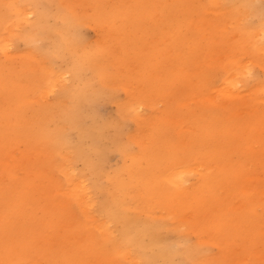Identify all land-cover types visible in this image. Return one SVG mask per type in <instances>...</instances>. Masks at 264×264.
Segmentation results:
<instances>
[{
	"label": "bare ground",
	"instance_id": "bare-ground-1",
	"mask_svg": "<svg viewBox=\"0 0 264 264\" xmlns=\"http://www.w3.org/2000/svg\"><path fill=\"white\" fill-rule=\"evenodd\" d=\"M210 2L213 5L227 2L230 6L237 3L236 0H210ZM241 2L239 6L231 9L234 18L239 16L237 18L239 21L244 19V22H248L246 15L243 18L240 15L246 13L254 17L261 16L262 8L255 0ZM50 3L53 6L54 0H23V5L17 7L22 20L28 21L31 26L29 32L22 34L24 41L31 52L37 48L35 46L37 41L49 43V48H45L48 49V53L50 49V58L64 59L74 80L79 81L84 88L89 87L86 73L91 71L101 81L93 94L97 96L105 94L107 80L112 74L107 69L100 70V66H96L91 60L94 58L91 54L79 51L83 42L80 24L84 20L83 16L77 13L76 6L68 5L66 1L56 8V12L51 11ZM3 10L4 14L0 15V26L10 15L8 7H4ZM35 13L36 18L31 22V16ZM109 15L103 8L95 13L92 20L102 27L107 21L114 22L109 24V29L116 33L120 30L116 21L119 17L115 14V18H111ZM51 16L61 20L62 24L59 28L48 25L47 20ZM124 16L133 17L130 30L134 32L140 25L139 17L133 12H126ZM262 28L261 31L264 32V26ZM104 29V33L109 31L106 27ZM246 29L244 31L250 35L251 33ZM9 32L12 33L11 27ZM98 36L99 48H107L112 42L106 34ZM9 41L5 37L0 42V51L8 59L0 60V94L5 99L0 100V179L2 176L10 179L5 187L3 180H0V202H4V205L0 204V264H34L29 256L25 259L19 252L27 246L21 239L17 238L18 243L16 242L13 248L8 250H11L10 253H5V249L10 247L6 245L5 235L16 228V222H33L32 217L39 208V197L42 194H45L48 200L51 199V203L57 208L59 205L55 206V202L60 199L61 210L65 212H69L67 207L70 205L63 200L68 198L67 200L74 203L84 216H88L90 209L86 199L88 189L81 186L79 180H70L65 173L70 181L68 190L56 182L55 177H51L46 172L49 167L52 168L51 153L47 158L40 160L42 168H35L37 171L34 175L28 173V178L26 176L23 182H19L14 177L17 175L12 167L14 164L12 160L15 159L14 148L17 142L24 139L31 149L33 140L42 141V144L48 141L53 145L70 146L67 131L71 125L76 127L80 124L78 118L80 104L87 96L86 90L81 88L80 84H78L80 89L75 90V93L65 90L64 93L73 98L74 104L63 112V121H61L63 124L50 132L43 111H35L28 116L25 98L14 88L16 84H13V69L9 62L12 57L9 54L12 44ZM187 45L186 42V47ZM229 48L233 55L225 64L223 86L216 89L221 95L231 99L217 107L222 111L213 107L217 103L211 93L201 98L200 88L189 93L182 103L183 106L188 102L196 104V113L190 112V116L196 117L195 121L199 126L197 138L200 137V140L196 144L191 143L186 134L185 150L176 151L174 148L163 151L156 147L161 129L153 128L155 137L150 140V144L141 154L133 156L130 166L124 165L125 168L115 175L112 182L113 191L108 198L101 201L99 221L86 224V231L77 238L88 239L95 245L98 241L104 254L110 257L106 264H120L123 259L128 260L129 264H252L256 255L264 261V251L257 250L264 239L262 237L264 233V82L255 80L257 82L255 89L252 94L246 96L245 90L249 84L240 80L242 76L250 77L253 65L251 58L245 64L240 55L248 53L258 59L259 54L264 56V39L254 42L253 38L249 40L246 38L235 45L233 43ZM248 48H255L257 53L250 52ZM189 49L193 52L192 56H196V47L190 46ZM216 49V47L208 49L205 55L206 63ZM21 66L28 71L30 65L25 59ZM155 67V63L148 62L145 63L144 69L149 71ZM9 69L12 70L10 73ZM184 71H187L186 68ZM166 72H169V69ZM64 76L66 73H63ZM147 77L148 74L143 80ZM174 80L170 74L166 75V82L169 85ZM144 84L148 88L153 82L147 81ZM149 98L150 95L146 100L142 98L131 100L126 105L127 112L140 116L141 112L149 107ZM205 114L210 122L202 119ZM27 117L31 119L26 120ZM220 119L229 120V124L235 127L234 131L226 133L231 126L220 122ZM2 123L4 126L1 125ZM184 129L186 130L187 127L185 126ZM187 132L192 133L193 128L189 126ZM223 134H225L223 140L220 141L223 146L214 147L219 142L216 135ZM91 136V131L83 134V137ZM114 144L117 145L116 140ZM75 149L79 152L83 151L80 147ZM235 153L241 158L234 160ZM179 155L185 156L184 160L180 158L181 163L175 161ZM30 159L31 153L29 156L25 155V160L29 162ZM252 164L253 167L248 168ZM28 167L29 170L32 169L29 164ZM93 170L97 171L96 168ZM63 172L68 171L64 168ZM192 173L199 175L198 181L188 185ZM136 188L139 190L136 192L137 195L130 193ZM104 191L107 193L106 190ZM58 194L64 198H57ZM140 199H143V203H140L139 207ZM54 207L49 205L51 211ZM141 208H146L152 213L161 210L166 214L143 218ZM170 217L173 218V222H168L167 218ZM66 219L67 222L69 220L72 222L71 212ZM114 224L118 226L117 231L112 230ZM54 226L55 224L52 223L51 227ZM190 233L195 234L197 242L190 241ZM170 234L177 235L175 242L169 241ZM41 238H45V234L36 237V240ZM215 245L219 251L216 255H212L211 246ZM44 249L43 244L37 246L39 253H42L46 259L47 254ZM14 251L18 253L15 254ZM180 256L183 257L182 261H178ZM50 257L56 258V253H52ZM71 259L83 264L82 261L87 260V257L79 255Z\"/></svg>",
	"mask_w": 264,
	"mask_h": 264
},
{
	"label": "rangeland",
	"instance_id": "rangeland-1",
	"mask_svg": "<svg viewBox=\"0 0 264 264\" xmlns=\"http://www.w3.org/2000/svg\"><path fill=\"white\" fill-rule=\"evenodd\" d=\"M65 1L68 5L76 6L77 13L81 14L84 19L80 23L83 42L79 51L91 54L94 58L90 59L96 63V66H100V70L107 69L112 75L107 80L105 94L94 95L101 81L91 71L86 73L90 86L84 88L79 81L73 79L64 59L50 58L51 51L49 49L48 53V49L45 48H49V43L44 44L37 41L35 45L37 48L31 52L23 39V35L30 31L31 26L28 21L22 20L17 8L23 5V0H0V15L4 14V7L10 9L8 20L0 26V42L6 37L12 44L9 53L12 57L9 62L13 69V84H16L14 88L25 98L26 109L29 111L28 116L32 115V112L43 111L47 128L53 132L57 126L63 124L61 123L63 112L74 104L73 98L64 93L65 90L75 93V90L83 87L87 96L80 104L78 117L80 124L76 127L71 125L67 131L71 147L53 145L48 141L42 144V141L33 140L31 149L27 145V140L24 139L15 145V159L12 160L14 162L12 167L17 175L14 176L16 180L23 182L28 173L34 175L37 171L35 168H42L40 160L47 158L51 153L53 155L52 168L49 167L46 172L51 177H55L56 182L67 190L70 187V181L66 176L70 180H79L81 186L88 189L86 199L90 209L88 216H84L74 203H70L68 198H65L63 201L70 205L67 207L69 212H65L61 210L60 199L55 202V206L59 205L57 208L54 207V203H51V199L48 200L45 194H42L39 197V208L35 210L36 216L33 213V222H16V228L5 235L6 245L10 246L5 249V253H10L11 250H8L13 248L16 242L18 243V239H21L27 246L19 252L25 259L29 256L28 258L34 264H81L71 259L79 255L87 257V260L82 261L83 264H106L105 262L110 257L104 254L97 240L95 245L88 239L77 238L86 231V224L99 221L101 203L113 191L112 182L115 175L125 168L124 165L130 166L133 156L141 154L150 144V140L155 137L153 128L161 129L156 147L163 151L166 149L170 151L174 148L176 151L185 150L186 134L191 143L196 144L200 140V137L197 138L199 126L195 121L196 117L190 116V112L196 113V104L188 102L183 106L182 103L189 93L198 88L202 89L199 92L201 98L210 93L214 96L217 103L213 105L215 109L222 102L231 100L216 90L223 86L222 81L226 74L225 64L233 55L229 47L246 38L248 40L253 38L254 42L264 39V32L261 31L264 26V0H255L262 8L260 17L246 13L240 15L241 18L246 15L248 22H244V19L239 21L237 19L239 16L234 18L231 10L234 6H239L243 0H236L237 3L233 6L227 2L213 5L210 0H54L53 6L49 4L51 11L56 12V8ZM103 8L108 11L111 18H115V14L118 15L119 18L116 19L117 26L120 27L118 32L114 33L109 29V24L114 22L107 21L103 27L93 22L92 18L95 13L97 14ZM126 12H133L139 17L140 25L135 28L134 32L130 30L133 17L124 16ZM35 18L36 13L31 16V22ZM47 23L56 28L62 24L60 19L53 16L48 18ZM104 27L109 31L104 33ZM244 29L251 34L249 35ZM99 33L106 34L109 40L112 39L107 48L98 47ZM171 43L173 44L170 45ZM190 46L196 47V56H192ZM214 47L217 49L206 63L205 55L209 48ZM248 50L257 53L255 48H248ZM244 54L240 57L245 64L249 58L253 60L250 77L240 78L241 81L249 84L245 90L247 96L255 89L257 84L255 80L264 82V56L259 54L258 59L248 53ZM5 57L6 55L0 51V60H8ZM25 59L30 65L27 68L28 71L21 66ZM148 62L155 63L156 67L146 71L144 66ZM184 68L187 71H184ZM168 69L169 72H166ZM11 71L9 69V73ZM63 73H66V76L63 77ZM146 74L148 77L143 80ZM167 74L175 79L171 85L166 82ZM147 81H152L153 85L146 88L144 83ZM149 95V107L144 109L140 116L127 112L126 105L131 100L135 98L146 100ZM3 99L4 96L0 94V100ZM192 107L194 108L190 110ZM18 110L20 111L19 107ZM28 119L31 118L27 117L26 120ZM202 119L210 122L206 114L202 116ZM219 121L229 124V120L220 119ZM1 125L4 126V123ZM185 126L187 129L189 126L193 128V132L188 133L187 129H184ZM229 126L231 128L226 133L234 131L235 127L231 124ZM87 131L92 132L91 137H83ZM156 134L158 135L157 132ZM224 135H216L219 142L214 147L223 146L220 141L223 140ZM114 140L117 145L114 144ZM79 147L83 150L82 152L75 149ZM30 153L31 159L28 162L25 160V155L29 156ZM178 157L175 160L177 163H181L185 158L184 155ZM237 158L241 156L235 153L234 160ZM28 164L32 166L31 170ZM252 167L253 164L248 168ZM64 168L68 172H63ZM94 168L97 169L96 172ZM64 173L68 175L65 176ZM198 177L199 175L192 173L188 185L195 184ZM0 180H3L4 187L10 182V179L3 176ZM45 182L49 184L47 179ZM136 192H139L137 188L130 191L133 195H137ZM6 195L9 196L8 193ZM58 196L59 194L57 198H64ZM140 203H143V199L139 200V207ZM0 204L4 205V202ZM50 204L54 207L52 211L49 208ZM141 210L143 218L166 214L161 210L154 213L146 208H141ZM70 212L73 219L72 222H70L71 218L67 222L66 218L69 217ZM167 220L173 222L171 217ZM52 223L55 224L54 228L51 227ZM112 230L117 231L118 226L112 225ZM42 234H45V238L36 240V237ZM262 237L264 238V233ZM176 239V234L169 235L170 242H175ZM190 241L197 242L194 233H190ZM40 244L45 246L43 251L47 254L46 259L37 250ZM257 250L264 251V239ZM218 251L217 245L211 246L212 255H216ZM52 253H56V258L50 257ZM104 256L105 259H103ZM182 260L183 257L180 256L178 261ZM120 264H129V262L123 259ZM252 264H264V261L256 255Z\"/></svg>",
	"mask_w": 264,
	"mask_h": 264
}]
</instances>
